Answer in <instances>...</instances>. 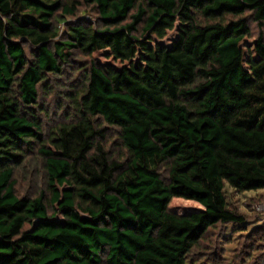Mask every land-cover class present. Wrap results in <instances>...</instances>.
Masks as SVG:
<instances>
[{
  "label": "trees",
  "instance_id": "1",
  "mask_svg": "<svg viewBox=\"0 0 264 264\" xmlns=\"http://www.w3.org/2000/svg\"><path fill=\"white\" fill-rule=\"evenodd\" d=\"M81 2L97 23L65 21L77 0H0V264H188L208 228L242 223L226 185L264 190V0ZM246 12L259 33L244 49ZM96 51L127 64L75 67L71 126L45 141L39 85ZM99 120L125 159L86 155L105 139ZM33 150L45 190L17 197L14 170Z\"/></svg>",
  "mask_w": 264,
  "mask_h": 264
},
{
  "label": "rangeland",
  "instance_id": "2",
  "mask_svg": "<svg viewBox=\"0 0 264 264\" xmlns=\"http://www.w3.org/2000/svg\"><path fill=\"white\" fill-rule=\"evenodd\" d=\"M71 0H63V2ZM73 15H64L65 21H85L97 23V15L93 7L85 5L81 0ZM60 14V13H59ZM250 27V35L242 43L243 48L251 47L253 41L259 33L256 23L251 19L250 12H246ZM60 32H64V25H59ZM264 41V23L261 28ZM176 30L168 31L163 39L152 37V44L169 46L176 38ZM90 57V60H89ZM95 61L103 66H110L120 69L126 66V62L114 60L107 57L103 51L93 52L90 56H83L75 53L73 62L70 66H65L61 75H49L45 85L38 87L37 113L41 122V132L43 138H48L53 130L71 120L73 110L68 101L67 93L71 88L81 86L83 81V71H78L75 67L86 65ZM73 73L75 75L73 76ZM46 86V87H45ZM78 88V87H77ZM53 89L56 95L52 98V103L45 101L48 93ZM63 105L61 116L57 117V110ZM51 112L49 120H45V114ZM56 117L55 120L52 118ZM99 125L104 128L105 139L103 143H108L107 151L110 155L116 154L114 158L123 160L126 158V151L121 146L119 130L99 120ZM122 157V159H120ZM160 175L167 181V167L161 166ZM13 179L14 193L17 197H34L39 192L45 190V171L43 162L36 150L28 153L18 167L15 168ZM225 200L227 207L242 217V223H217L207 229L198 243L192 247L186 261L188 264H264V190H251L239 192L229 186L224 187Z\"/></svg>",
  "mask_w": 264,
  "mask_h": 264
},
{
  "label": "clouds",
  "instance_id": "3",
  "mask_svg": "<svg viewBox=\"0 0 264 264\" xmlns=\"http://www.w3.org/2000/svg\"><path fill=\"white\" fill-rule=\"evenodd\" d=\"M0 19H2V17H0ZM93 27H95V25H93ZM89 60H90V57H89ZM202 67L207 68L208 65H202ZM74 75H75V73H73V76H74ZM201 82H203V83H207L206 80L201 81V80L197 79V80L193 81V83H192L191 85H188V87H195V86H198L199 83H201ZM85 87H86V85H85L84 87H81V89H80V92H81V93L84 92ZM54 95H56V90H55V89H53L51 92L48 93V99L45 101V103L51 104V103H52V98H53ZM77 101H79V95H77L76 97H74V98L71 99V100L65 101V103H72V104L74 105V109H73V110H75V104H76ZM62 111H63V105H61L60 108L57 110V117L61 116ZM50 115H51V112H49L48 114H45L44 119H45L46 121L49 120ZM52 119L55 120L56 117H53ZM64 125H67V126L70 127V126H71V121H65V122H64ZM64 125H61V126H64ZM108 143H110V141H109ZM108 143H103V142H100V141L95 142V143L93 144L91 150L88 151V152L86 153V155H87L88 157H93V156H95V157H100V155H101L102 153H106V151H107V147H108ZM125 155H127V153H125ZM115 156H116V154L113 153L111 156H108L107 159H108L109 161H111ZM120 159H122V157H120ZM97 170H98V169H97ZM166 175H169V176L172 175L171 170H169V172L166 173ZM164 187H165V188H168V184H165ZM46 207H47V205H46ZM180 212H181V210L178 209V210H177V215H179ZM230 223H231V222H229V224H230ZM25 227H27V225H25Z\"/></svg>",
  "mask_w": 264,
  "mask_h": 264
}]
</instances>
